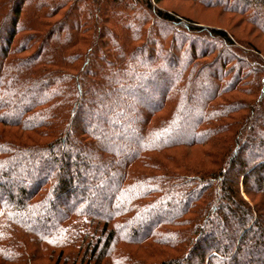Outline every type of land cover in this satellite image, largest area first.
Returning <instances> with one entry per match:
<instances>
[{
  "label": "trees",
  "instance_id": "obj_1",
  "mask_svg": "<svg viewBox=\"0 0 264 264\" xmlns=\"http://www.w3.org/2000/svg\"><path fill=\"white\" fill-rule=\"evenodd\" d=\"M160 2L0 0L3 262L264 264V54Z\"/></svg>",
  "mask_w": 264,
  "mask_h": 264
},
{
  "label": "rangeland",
  "instance_id": "obj_2",
  "mask_svg": "<svg viewBox=\"0 0 264 264\" xmlns=\"http://www.w3.org/2000/svg\"><path fill=\"white\" fill-rule=\"evenodd\" d=\"M158 5L163 8L169 9L171 11H176L180 15L193 19L194 21L197 22L198 25L224 27L234 35L238 36L239 38L248 39L249 42H253L255 45H257L258 48H260V50L264 54V35L258 34L257 31H254L252 26L249 25L246 21L240 20V16L233 14L232 15L223 14L222 11H220L217 8L204 9L203 7H201L196 3H192L186 0H162V2H160ZM1 45L2 43L0 42V47ZM80 152L84 154L87 157V159L89 160L92 158L94 159L93 154L88 153L85 150H78V149L76 150V153H80ZM173 155L178 157L180 160H182L183 157L185 156H186L185 158L192 160L201 158V154L197 149H193V150L179 149L174 151ZM93 181H95V179ZM119 249L130 250V246H124L120 244ZM137 249L139 250V248ZM163 251L165 255L175 253L173 249H168V248L164 249ZM72 256L73 255L69 257L68 264H71ZM112 256L113 254L111 255V257ZM46 257L47 256L45 255V257L42 260H34L33 262L30 261V263L28 261L27 264H54V260H50ZM162 257L164 256L154 255L151 259L155 261H159ZM109 261L110 258L108 259L106 264H112L109 263ZM0 264H8V263H5L0 259Z\"/></svg>",
  "mask_w": 264,
  "mask_h": 264
}]
</instances>
